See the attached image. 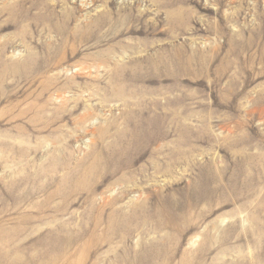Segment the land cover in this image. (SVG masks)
<instances>
[{"label":"rangeland","instance_id":"obj_1","mask_svg":"<svg viewBox=\"0 0 264 264\" xmlns=\"http://www.w3.org/2000/svg\"><path fill=\"white\" fill-rule=\"evenodd\" d=\"M0 264H264V0H0Z\"/></svg>","mask_w":264,"mask_h":264}]
</instances>
